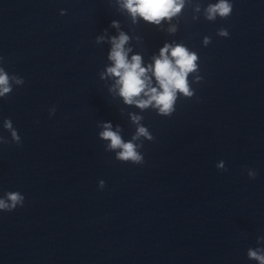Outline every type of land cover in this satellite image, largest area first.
<instances>
[{"label": "water", "instance_id": "1", "mask_svg": "<svg viewBox=\"0 0 264 264\" xmlns=\"http://www.w3.org/2000/svg\"><path fill=\"white\" fill-rule=\"evenodd\" d=\"M216 2L185 0L157 26L117 0H0V66L24 80L0 98V197H25L0 211V264H259L247 250L264 248V0H230L210 21ZM120 31L144 67L165 43L197 54L203 79L189 74L194 96L178 94L171 116L125 104L101 78ZM132 115L154 137L134 141L142 164L116 160L99 135L111 123L132 140Z\"/></svg>", "mask_w": 264, "mask_h": 264}, {"label": "clouds", "instance_id": "2", "mask_svg": "<svg viewBox=\"0 0 264 264\" xmlns=\"http://www.w3.org/2000/svg\"><path fill=\"white\" fill-rule=\"evenodd\" d=\"M119 6L126 10L130 15L133 23L137 22V18H142L145 22L153 25H161L163 21H171L181 13L185 6V0H117ZM199 11V7L196 9ZM233 5L230 0H217L216 3L208 4L205 9L206 19L214 21L217 17L226 19L232 13ZM65 11L61 10V15ZM111 27L119 28V22L113 20ZM106 31V30H105ZM169 32H175V26L168 29ZM221 37L229 35L226 29L221 28L217 33ZM104 36L97 37V42L103 41ZM111 43V51L108 59L112 61V66L107 67L106 73L101 74L103 79L105 75L116 78L114 87H118L119 95L127 105H136L144 110L150 106L156 109L157 114L164 117L171 116L175 111V105L178 94H182L184 98H192L194 89L190 86L189 74L196 73L194 80L201 81L203 78L199 75L197 64L198 56L195 52L190 51L182 44H169L160 49L159 56L153 57V63L147 67L142 66V56L134 54L129 59V53L132 51L126 45L130 41V37L123 31L118 36L109 38ZM211 42L210 37L204 38V44ZM0 57V62H2ZM151 72L155 77L158 87L152 86V80L148 76ZM24 80L17 75H10L4 67L0 66V98H6L13 91V86L23 85ZM143 94V97L141 98ZM55 109H50V114H54ZM143 117L132 115L133 123L138 125L136 134L132 140L125 142L119 134V129L112 130L111 123L103 124V131L100 137L105 141H110L105 146V151L119 150L116 152L115 159L121 162H131L132 164H142L144 162L143 154L138 151L143 144L137 145L134 141L140 137H144L148 141L154 139L147 127L139 126ZM3 127L10 135L11 140L20 143V136L13 127L11 119L6 118L3 121ZM8 141L0 136V143ZM217 168L226 170L225 164L221 161L217 164ZM257 173L254 170H248V176L255 179ZM105 182L101 180L99 187L102 189ZM25 197L19 191L6 192L0 197V211L11 212L18 206H23ZM257 242H264V236L257 238ZM247 258L256 260L259 264H264V248H249L247 250Z\"/></svg>", "mask_w": 264, "mask_h": 264}]
</instances>
